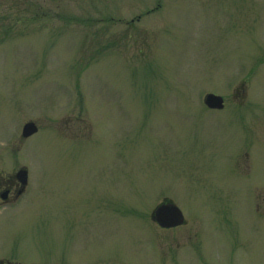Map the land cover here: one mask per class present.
<instances>
[{"label": "rangeland", "instance_id": "1", "mask_svg": "<svg viewBox=\"0 0 264 264\" xmlns=\"http://www.w3.org/2000/svg\"><path fill=\"white\" fill-rule=\"evenodd\" d=\"M19 169L0 264H264V0H0V188Z\"/></svg>", "mask_w": 264, "mask_h": 264}, {"label": "water", "instance_id": "2", "mask_svg": "<svg viewBox=\"0 0 264 264\" xmlns=\"http://www.w3.org/2000/svg\"><path fill=\"white\" fill-rule=\"evenodd\" d=\"M204 105L209 109L221 110L223 108V98L214 94L204 96ZM37 126L33 122H27L22 126L21 136L26 139L37 132ZM17 180L24 187L27 183V171L20 169L16 173ZM4 198V197H3ZM153 219L159 227L164 229L175 228L183 224V214L177 206L172 203L161 204L153 212Z\"/></svg>", "mask_w": 264, "mask_h": 264}, {"label": "flooded vegetation", "instance_id": "3", "mask_svg": "<svg viewBox=\"0 0 264 264\" xmlns=\"http://www.w3.org/2000/svg\"><path fill=\"white\" fill-rule=\"evenodd\" d=\"M27 184H28V178H27ZM26 187H27V185H25L23 187L21 185V183L17 180L16 176L14 175V182L11 185H7L6 187H1L0 188V200H1V203L8 202V199L11 197V195H13V193L15 195L14 196L15 199H17L18 197H20L24 193ZM166 203H170V202L169 201L168 202H164V204H166Z\"/></svg>", "mask_w": 264, "mask_h": 264}]
</instances>
